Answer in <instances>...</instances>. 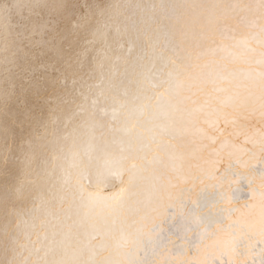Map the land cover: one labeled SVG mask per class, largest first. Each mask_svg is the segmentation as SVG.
I'll return each mask as SVG.
<instances>
[{
  "label": "snow or ice",
  "instance_id": "snow-or-ice-1",
  "mask_svg": "<svg viewBox=\"0 0 264 264\" xmlns=\"http://www.w3.org/2000/svg\"><path fill=\"white\" fill-rule=\"evenodd\" d=\"M0 264H264V0H0Z\"/></svg>",
  "mask_w": 264,
  "mask_h": 264
}]
</instances>
